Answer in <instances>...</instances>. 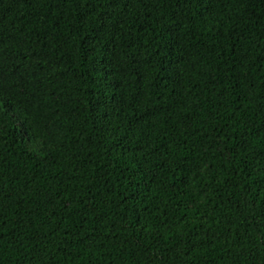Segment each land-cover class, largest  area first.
Returning a JSON list of instances; mask_svg holds the SVG:
<instances>
[{
    "label": "trees",
    "instance_id": "1",
    "mask_svg": "<svg viewBox=\"0 0 264 264\" xmlns=\"http://www.w3.org/2000/svg\"><path fill=\"white\" fill-rule=\"evenodd\" d=\"M0 264H264V0H0Z\"/></svg>",
    "mask_w": 264,
    "mask_h": 264
}]
</instances>
